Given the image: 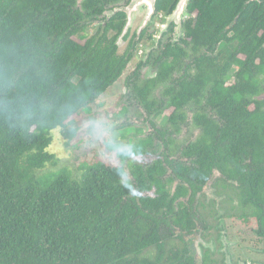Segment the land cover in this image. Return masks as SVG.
Wrapping results in <instances>:
<instances>
[{"label":"trees","instance_id":"obj_1","mask_svg":"<svg viewBox=\"0 0 264 264\" xmlns=\"http://www.w3.org/2000/svg\"><path fill=\"white\" fill-rule=\"evenodd\" d=\"M130 1L0 0V264H183L180 250L163 249L171 224L188 229V213L174 207L187 190L178 186L171 197L172 181L204 184L213 168L235 179L243 153L259 157L264 0H189L181 38L188 50L165 49L152 77L140 79L136 66L126 85L146 115L162 116L173 134L186 122L184 108L200 107L192 117L200 134L181 151L191 164L163 153L146 168L130 166L131 182L121 165L102 162L80 165L77 179L66 169L38 174L57 164L48 151L52 132L71 140L77 129L68 120L88 111L132 60V42L123 54L116 45L125 14L112 17L100 36L85 35L87 21ZM177 1L157 0L154 20L170 16ZM190 55L192 67L175 78ZM150 124L155 139L172 147L168 130ZM152 143L148 136L132 145L140 154ZM263 180L252 182V195Z\"/></svg>","mask_w":264,"mask_h":264},{"label":"flooded vegetation","instance_id":"obj_2","mask_svg":"<svg viewBox=\"0 0 264 264\" xmlns=\"http://www.w3.org/2000/svg\"><path fill=\"white\" fill-rule=\"evenodd\" d=\"M122 5L127 6L125 4ZM77 6L79 7L80 3ZM119 6L121 5H117V7ZM142 6L146 11L147 6L145 4H142ZM115 8L107 6L106 13ZM116 14L118 12L109 18L107 15L104 17H100V15L87 21L88 27L89 25L94 26L92 35L100 32V36L106 24ZM168 18L169 15L162 19L160 24L162 27L159 31H155L152 25L154 18L152 19V23L148 24L140 33L138 32V28L136 30L128 29L126 33V40L129 39L127 49L130 42H132L130 46V51L133 55L132 60L140 43L143 45L144 50H146L142 59L135 65V68L136 66L140 67V74L145 69L152 75L155 74L158 68L157 60L163 58L165 49L172 46H180L188 50L181 42L183 35L182 25L188 19V15L185 12L179 26ZM137 37H139V41ZM192 58L190 55L189 58L184 60L185 66L183 65L182 70L175 75V78L183 77L184 73L187 72L185 69L187 66L189 68L192 67ZM231 71L229 83L234 81L233 73L237 69L232 67ZM260 80H263L262 75H260ZM262 83L261 81L260 84ZM262 87L264 88V83ZM256 99L263 103L260 108L264 110V92L257 96ZM199 108L194 106L185 107L183 111L186 115V122L180 125V127H185L188 122L189 114L187 112L190 113L192 123V117ZM143 113L146 115L144 111ZM207 116L215 119L213 113L209 111ZM152 118V116L146 115V122L153 131L148 136H152L153 143L151 146H145L140 154L137 153L138 157L150 155L152 158L144 165H135L146 168L153 162L163 159L164 153L169 159L174 161L179 160L182 164L189 166L191 161L182 158L181 151L191 142L177 150H175L176 145L173 142L172 147H166L165 149L164 144L160 140L155 139V129L151 127L150 123L154 124L157 129H161V127L155 124L151 120ZM179 133L173 134L172 131L167 135L173 140V137ZM157 142H160V144ZM155 145H159L160 150L155 149L157 148ZM131 146L133 147V145ZM259 151L258 158H252V151L241 155L240 161L237 162L238 167L235 179L229 178L213 168L211 169V175L204 184H193L190 186L189 184L181 183L177 179L172 181L169 187L171 197L175 195L178 186L182 185L187 190L185 195L177 197L174 207L176 211L181 209L186 210L185 212L188 213V219L185 222L188 229H181L180 226L171 224L169 233L172 236L168 235V232H165L164 239L162 240L165 251L168 250L170 245L174 247V250H180L183 253L177 263L264 264V180L258 184V193L252 195V182L264 174V144L259 147ZM168 176H170L169 169H167L165 178ZM126 178L127 181H132L130 172ZM149 195L152 196L153 191Z\"/></svg>","mask_w":264,"mask_h":264},{"label":"rangeland","instance_id":"obj_3","mask_svg":"<svg viewBox=\"0 0 264 264\" xmlns=\"http://www.w3.org/2000/svg\"><path fill=\"white\" fill-rule=\"evenodd\" d=\"M147 10L141 5L137 12L133 13L129 30H138L145 19ZM162 18L155 19L153 26L155 31L161 29ZM94 26L89 25L86 29V37H90L93 33ZM129 39L122 40L118 45V53L123 54L128 47ZM144 47L140 43L135 51L132 62H130L123 71L120 78L97 100L89 105L88 111L81 110L79 114L74 115L68 120L69 129H77L76 134L71 140L66 139L60 130L52 132V143L48 151L57 158L56 166H47L38 174H47L56 172L59 169L68 170L74 178L79 177L77 168L83 163L93 164L102 162L108 166L121 165L125 171L126 177L129 173L131 165H144L149 162L152 156L138 157L137 161L125 159L121 163H115L116 152L114 150H106L104 147L105 141L113 146L132 145L137 140L146 138L153 133L148 123L146 115L139 105L134 102L131 97V90L126 81L130 74L134 71L135 65L144 55ZM151 75V76H150ZM154 75V74H153ZM148 70H143L140 74V79H146L153 76ZM163 87L157 88L153 97L160 98ZM125 110V111H124ZM166 112L165 115H168ZM188 122L185 127H180V133L173 137V142L176 145L175 150L184 147L187 143L193 142L198 136L199 131L192 126L190 113ZM161 129L165 128L168 132H172L171 126L167 127L162 116L157 119H151ZM89 121H99L105 125L104 135L102 138H97L96 134L87 127ZM163 124V125H162ZM171 129V131H170ZM139 131V132H138ZM160 144V142H157ZM155 149L160 150L159 145H155ZM125 177V181L127 178Z\"/></svg>","mask_w":264,"mask_h":264},{"label":"water","instance_id":"obj_4","mask_svg":"<svg viewBox=\"0 0 264 264\" xmlns=\"http://www.w3.org/2000/svg\"><path fill=\"white\" fill-rule=\"evenodd\" d=\"M250 1H258V0H250ZM156 2L157 0H131L127 6H123L122 4H120L121 6L116 7L115 9L102 15V17L107 15V17L109 18L110 16H112L113 14L117 12H123L125 14V25H124V28L121 34L117 38V41H116L117 46L120 44L123 37L126 35V33L128 32V29L130 28L133 13L137 12L139 7L142 4L143 5L145 4L147 6V13L143 21V24L138 32L140 33L144 28L148 26V24L152 23L153 16L155 15V12H156V9H155ZM188 4H189V0H178L174 11L169 16L168 19L174 21L179 26L186 12V8ZM245 4H248V2H246Z\"/></svg>","mask_w":264,"mask_h":264},{"label":"clouds","instance_id":"obj_5","mask_svg":"<svg viewBox=\"0 0 264 264\" xmlns=\"http://www.w3.org/2000/svg\"><path fill=\"white\" fill-rule=\"evenodd\" d=\"M87 127H89L97 136V138H102L104 135L105 125L99 121H89L87 123ZM104 147L106 150H114L116 152V160L115 163H119L120 158H127L131 161L138 162V155L134 148L130 145L124 146H113L109 142L105 141Z\"/></svg>","mask_w":264,"mask_h":264},{"label":"built area","instance_id":"obj_6","mask_svg":"<svg viewBox=\"0 0 264 264\" xmlns=\"http://www.w3.org/2000/svg\"><path fill=\"white\" fill-rule=\"evenodd\" d=\"M161 18V17H160Z\"/></svg>","mask_w":264,"mask_h":264}]
</instances>
